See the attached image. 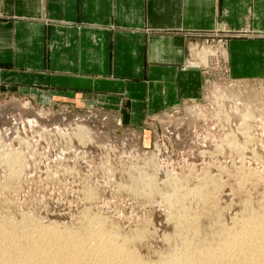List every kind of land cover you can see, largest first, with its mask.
Here are the masks:
<instances>
[{
	"label": "rangeland",
	"instance_id": "rangeland-1",
	"mask_svg": "<svg viewBox=\"0 0 264 264\" xmlns=\"http://www.w3.org/2000/svg\"><path fill=\"white\" fill-rule=\"evenodd\" d=\"M201 50L208 57L215 52L210 44ZM218 74L207 78L200 98L142 116L138 124L120 121L110 108L2 96L0 112L11 107L5 111L22 122L18 129L0 127V217L6 226L21 228L26 212L38 228L54 224L65 237L82 239L90 218L98 228L123 233L122 248L152 264L167 252L175 209L185 198L198 220L211 225L215 216L230 228L264 199V78H228L223 66ZM66 111L72 116L48 121ZM146 178L148 187L140 189ZM168 183L179 192L167 199L159 190Z\"/></svg>",
	"mask_w": 264,
	"mask_h": 264
},
{
	"label": "crops",
	"instance_id": "crops-1",
	"mask_svg": "<svg viewBox=\"0 0 264 264\" xmlns=\"http://www.w3.org/2000/svg\"><path fill=\"white\" fill-rule=\"evenodd\" d=\"M222 66L264 78V0H0V98L110 108L138 124L200 98Z\"/></svg>",
	"mask_w": 264,
	"mask_h": 264
},
{
	"label": "bare ground",
	"instance_id": "bare-ground-1",
	"mask_svg": "<svg viewBox=\"0 0 264 264\" xmlns=\"http://www.w3.org/2000/svg\"><path fill=\"white\" fill-rule=\"evenodd\" d=\"M205 58H207L206 55ZM9 108L11 107L5 106L1 108L0 127L6 126V124L9 123H13L14 125H16L17 129L21 128L22 122H18V119L17 121L15 119H12L10 113H8V111H5V109L9 110ZM200 111L201 110H199V112ZM253 111L255 112L253 113L256 114L257 110ZM29 113H31L32 115L33 111H29ZM191 113L192 112H190V115ZM240 113L242 112L240 111ZM64 114L68 117L72 116V112L70 111L60 112L57 115L51 116L48 121H62ZM247 115H251V117L254 116L253 114H251V112ZM27 116H30V114ZM230 116L233 117L231 114ZM85 120L91 121L93 119L91 117H85ZM33 121L37 122L34 119L30 120L31 123ZM242 121L244 124L248 123L246 118H244ZM83 129L85 130V128ZM228 137L230 138L232 136L230 135ZM148 179L149 178H146L143 184L140 183V189L146 190L149 185ZM159 191L160 195L163 198L167 199L169 198V196L179 192L177 191V185H175L174 183H168ZM199 192L198 193L201 195L198 196L202 197L205 195L204 191ZM190 197L188 196L189 200H192L193 198L191 197L190 199ZM185 200L187 199L185 198ZM185 200V204L187 202H190H186ZM184 202H182L183 205ZM183 205L179 204L178 207L176 206L175 210H177V212L176 214L174 213L176 219L178 220L176 223V231L174 234L167 237V252L164 251L166 253L163 254L160 257L159 261H157V263L155 264H264V199L261 202L257 203L256 206H251L247 203L249 207L247 208L246 206L247 210L243 214V217H240L241 219H237L238 221L236 222L234 221L235 223H233V225L227 229L226 226L225 228H223L224 226H222L223 223L221 224V220H218L217 217L212 215L211 216L214 218V222L211 225H208L207 223H205V221L203 222L202 220H198V216L190 212L191 208L188 209L187 206ZM24 214L26 215L27 213L25 212ZM25 215H23V225L19 229L15 226V224V228L12 227L13 229L11 228V226H6V222L4 221L5 218H3L4 215L0 217V234L3 233L0 235V264L151 263L140 262L141 260L139 261L136 259L137 255L135 257L132 252H129V250H124V248H122V244L124 243V241H126L127 236H124L123 233H119L114 228H111V230H105L102 227L98 228V225H96V223L98 224V222L95 223L96 226H94L93 223L90 222L93 219H86L88 220V222L85 219L83 220L86 221V223L84 224L85 227L83 228H85L84 230H86L87 233L84 232L86 235L82 239L81 237L76 235L80 238L78 239L76 237L70 238L67 235L66 236L68 238L65 237V235H62L63 233L61 234V232L59 233V231H57L58 227L56 228V225L54 226L55 228H53L54 224H50L51 227L49 226V228L48 226H46L47 229L45 227L38 228L37 226L31 224L32 222L30 221V216L29 218L26 217L29 214L26 216ZM86 215L88 214H85V216ZM85 216L83 217L85 218ZM8 217L9 216H7L6 219ZM189 218L191 221L188 220ZM31 219L33 220V218ZM11 220H13L14 222V219ZM20 223H17V225ZM18 227H20V225ZM6 228L12 229V232L6 230Z\"/></svg>",
	"mask_w": 264,
	"mask_h": 264
}]
</instances>
